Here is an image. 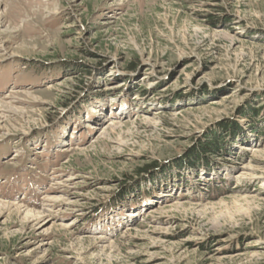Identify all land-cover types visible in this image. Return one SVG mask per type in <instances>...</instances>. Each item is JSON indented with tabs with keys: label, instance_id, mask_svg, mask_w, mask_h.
Listing matches in <instances>:
<instances>
[{
	"label": "rangeland",
	"instance_id": "374dc122",
	"mask_svg": "<svg viewBox=\"0 0 264 264\" xmlns=\"http://www.w3.org/2000/svg\"><path fill=\"white\" fill-rule=\"evenodd\" d=\"M0 101V264H264V0H0Z\"/></svg>",
	"mask_w": 264,
	"mask_h": 264
},
{
	"label": "bare ground",
	"instance_id": "6f19581e",
	"mask_svg": "<svg viewBox=\"0 0 264 264\" xmlns=\"http://www.w3.org/2000/svg\"><path fill=\"white\" fill-rule=\"evenodd\" d=\"M3 104V105H2ZM4 106H8L7 104H5V102H3V101H0V107H4ZM9 111H11V110H9ZM4 117H8V116H4ZM153 123H157V122H153ZM249 150H251V147L249 146ZM258 151H261L258 147H253L252 148V152H258ZM243 168L245 169V170H241L240 171V174H242V173H245V174H247L248 172H249V170L251 171V170H254L255 169V167H253L252 165H249V164H245L244 166H243ZM67 179V178H66ZM70 179V178H69ZM57 201H59V199L58 198H55ZM14 207L15 206V209H14V211L15 212H18V213H20L21 212V206L19 205V204H11L10 202L9 203H5V202H2V201H0V209H3V210H7V211H9L10 210V213H12V212H14V211H12L11 210V207ZM62 209H63V207H62ZM12 211V212H11ZM33 217H34V219H33ZM45 217L46 216H42V215H37V214H34V213H32V212H28L27 213V221H28V223H30V222H33V221H35L36 222V224H39V226L38 227H42V226H44V225H46L47 224V221H46V219H45ZM41 219V220H40ZM38 220V221H37ZM40 220V221H39ZM41 223V224H40ZM35 225V224H34ZM70 225H67L66 226V228H68ZM100 237V236H99ZM100 238H102V237H100Z\"/></svg>",
	"mask_w": 264,
	"mask_h": 264
}]
</instances>
